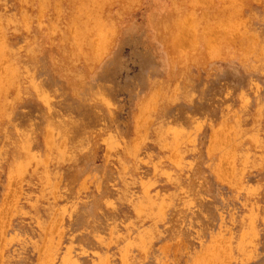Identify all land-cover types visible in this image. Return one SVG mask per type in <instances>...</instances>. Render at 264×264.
<instances>
[{
	"label": "rangeland",
	"instance_id": "obj_1",
	"mask_svg": "<svg viewBox=\"0 0 264 264\" xmlns=\"http://www.w3.org/2000/svg\"><path fill=\"white\" fill-rule=\"evenodd\" d=\"M0 264H264V0H0Z\"/></svg>",
	"mask_w": 264,
	"mask_h": 264
},
{
	"label": "bare ground",
	"instance_id": "obj_2",
	"mask_svg": "<svg viewBox=\"0 0 264 264\" xmlns=\"http://www.w3.org/2000/svg\"><path fill=\"white\" fill-rule=\"evenodd\" d=\"M231 1V0H230ZM187 19V18H186ZM227 20V19H226ZM235 22H236V20H235ZM237 23V22H236ZM186 24V23H185ZM221 25V24H220ZM236 26V25H235ZM215 28V27H214ZM220 28H221V26H220ZM236 29H237V27H236ZM213 30V29H212ZM214 31V30H213ZM217 31V30H216ZM235 32V31H234ZM192 35V34H191ZM182 36H183V34H182ZM185 36V35H184ZM216 36V35H215ZM213 37V36H212ZM183 38V37H182ZM181 38V39H182ZM216 39H218L217 37H216ZM185 40V39H184ZM186 42H187V40H186ZM212 44H213V42H211ZM214 43H215V41H214ZM184 46V45H183ZM184 48V47H183ZM224 132V131H223ZM215 248V247H214ZM227 249V248H226ZM204 257V256H203ZM205 258V257H204Z\"/></svg>",
	"mask_w": 264,
	"mask_h": 264
}]
</instances>
